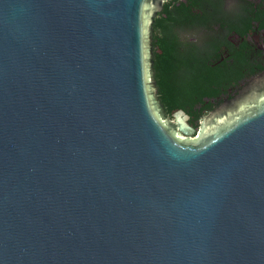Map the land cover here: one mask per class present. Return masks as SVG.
Returning <instances> with one entry per match:
<instances>
[{"label": "water", "instance_id": "obj_1", "mask_svg": "<svg viewBox=\"0 0 264 264\" xmlns=\"http://www.w3.org/2000/svg\"><path fill=\"white\" fill-rule=\"evenodd\" d=\"M263 40L264 0H0V264H264Z\"/></svg>", "mask_w": 264, "mask_h": 264}, {"label": "flooded vegetation", "instance_id": "obj_2", "mask_svg": "<svg viewBox=\"0 0 264 264\" xmlns=\"http://www.w3.org/2000/svg\"><path fill=\"white\" fill-rule=\"evenodd\" d=\"M261 48L264 49V40H263L262 43H261ZM201 122H202V120H200L199 123H201ZM199 123H198V124H199ZM196 128H197V127H196Z\"/></svg>", "mask_w": 264, "mask_h": 264}, {"label": "rangeland", "instance_id": "obj_3", "mask_svg": "<svg viewBox=\"0 0 264 264\" xmlns=\"http://www.w3.org/2000/svg\"><path fill=\"white\" fill-rule=\"evenodd\" d=\"M200 123L197 125V128L199 127ZM181 139H185L184 137L178 136Z\"/></svg>", "mask_w": 264, "mask_h": 264}, {"label": "trees", "instance_id": "obj_4", "mask_svg": "<svg viewBox=\"0 0 264 264\" xmlns=\"http://www.w3.org/2000/svg\"><path fill=\"white\" fill-rule=\"evenodd\" d=\"M197 127V126H196Z\"/></svg>", "mask_w": 264, "mask_h": 264}]
</instances>
